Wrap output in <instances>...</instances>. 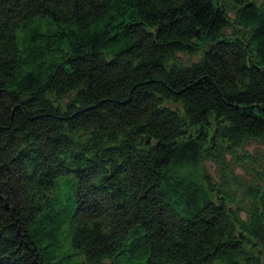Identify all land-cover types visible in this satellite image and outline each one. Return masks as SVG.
I'll return each mask as SVG.
<instances>
[{"label": "trees", "instance_id": "obj_1", "mask_svg": "<svg viewBox=\"0 0 264 264\" xmlns=\"http://www.w3.org/2000/svg\"><path fill=\"white\" fill-rule=\"evenodd\" d=\"M254 141L264 0H0V264H264Z\"/></svg>", "mask_w": 264, "mask_h": 264}, {"label": "rangeland", "instance_id": "obj_2", "mask_svg": "<svg viewBox=\"0 0 264 264\" xmlns=\"http://www.w3.org/2000/svg\"><path fill=\"white\" fill-rule=\"evenodd\" d=\"M178 58L185 64H190L198 59V57L192 58L184 53H179ZM244 149L246 156L241 151L236 152V155H225L228 165L226 170L212 160L206 161L203 167L204 171L218 184L223 178H228L230 187L237 195L236 200L241 198L245 186L257 181L259 177L262 178V172L264 173V141H254ZM242 216L245 217V214L242 213Z\"/></svg>", "mask_w": 264, "mask_h": 264}]
</instances>
